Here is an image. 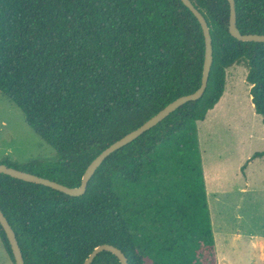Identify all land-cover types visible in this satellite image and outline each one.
Segmentation results:
<instances>
[{"label":"trees","instance_id":"trees-1","mask_svg":"<svg viewBox=\"0 0 264 264\" xmlns=\"http://www.w3.org/2000/svg\"><path fill=\"white\" fill-rule=\"evenodd\" d=\"M189 1L212 39L199 99L111 153L82 196L0 174V210L24 264H82L103 244L128 264H220L197 123L220 100L226 70L244 63L264 127V43L229 34L227 0ZM234 1L239 33L264 35V0ZM203 59L201 27L180 0H0V93L57 156L0 164L78 187L104 149L199 88ZM0 242L15 264L1 226ZM91 264L120 262L102 251Z\"/></svg>","mask_w":264,"mask_h":264},{"label":"rangeland","instance_id":"rangeland-1","mask_svg":"<svg viewBox=\"0 0 264 264\" xmlns=\"http://www.w3.org/2000/svg\"><path fill=\"white\" fill-rule=\"evenodd\" d=\"M247 73L244 63L228 68L220 100L197 123L211 232L220 264H264V154L253 157L264 153V127L251 104ZM56 160L54 150L0 93V163L20 168ZM0 264H13L1 242Z\"/></svg>","mask_w":264,"mask_h":264},{"label":"water","instance_id":"water-1","mask_svg":"<svg viewBox=\"0 0 264 264\" xmlns=\"http://www.w3.org/2000/svg\"><path fill=\"white\" fill-rule=\"evenodd\" d=\"M180 1L185 5V7H187L192 12L194 17L197 19L201 27L204 38V59H203V67H202L201 84L194 93L181 96L176 100L172 101L171 103L166 105L163 109H161L157 114H155L145 123H143L140 127L126 134L121 139L117 140L116 142L108 146L106 149H104L87 166V168L83 173L81 183L78 187L69 188L55 181L38 177L36 175L29 174L24 171L14 169L12 167H7L5 164H0V174H4L11 178L18 179L24 182L42 185L71 197L82 196L86 191L88 181L93 176L96 169L111 153L131 143L133 140L138 138L144 132L155 127L159 122H161L169 114L174 112L177 108H179L186 102L195 101L199 99L203 95L206 89L208 77L212 65V60H213L212 39L210 36L209 27L204 17L201 15V13L192 5V3L189 0H180ZM227 2L229 5V23H228L229 34L238 41L264 43V35H257V34L242 35L239 33L236 27L235 1L227 0ZM0 226L7 238L8 244L10 246L13 255L14 263L24 264L22 253L17 243L15 233L13 232L11 226L9 225L8 221L6 220L1 210H0ZM102 251L110 252L111 254H113L119 260L120 264H128L126 257L118 248L107 244H103L95 247L82 264H91V262L96 257V255Z\"/></svg>","mask_w":264,"mask_h":264}]
</instances>
